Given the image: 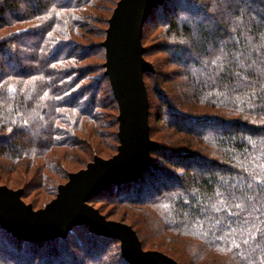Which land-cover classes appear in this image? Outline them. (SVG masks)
<instances>
[{
  "label": "trees",
  "instance_id": "16d2710c",
  "mask_svg": "<svg viewBox=\"0 0 264 264\" xmlns=\"http://www.w3.org/2000/svg\"><path fill=\"white\" fill-rule=\"evenodd\" d=\"M117 1L0 0V180L31 179L21 198L29 188L53 195L70 173L64 160L110 150L106 127H116L111 137L119 142L102 45ZM141 43L153 66L143 80L157 145L140 176L110 183L89 203L129 205L126 214L143 206V223L158 233L150 249L179 264H264V0H163L145 18ZM157 52L183 71L175 79L182 91L161 87H172V78L159 69ZM104 92L107 103L98 98ZM158 125L185 135V146L166 142ZM128 223L146 249L150 243ZM77 233L85 256L100 243L93 259L131 264L117 238L85 224L46 240L0 225V264H65L66 242ZM111 246L115 261L106 256Z\"/></svg>",
  "mask_w": 264,
  "mask_h": 264
},
{
  "label": "water",
  "instance_id": "95a60500",
  "mask_svg": "<svg viewBox=\"0 0 264 264\" xmlns=\"http://www.w3.org/2000/svg\"><path fill=\"white\" fill-rule=\"evenodd\" d=\"M163 0H118L108 19L104 73L118 105L117 152L94 156L85 168L68 173L65 183L44 207L34 209L21 198L22 189L0 184V225L26 240L64 236L74 225L117 238L123 257L131 264H179L158 250H145L131 225L106 219L88 200L110 183L141 175L149 153L157 145L149 136L148 98L143 80L152 64L143 57L141 32L152 7Z\"/></svg>",
  "mask_w": 264,
  "mask_h": 264
},
{
  "label": "rangeland",
  "instance_id": "374dc122",
  "mask_svg": "<svg viewBox=\"0 0 264 264\" xmlns=\"http://www.w3.org/2000/svg\"><path fill=\"white\" fill-rule=\"evenodd\" d=\"M107 14L108 13H106V15ZM111 14L112 13H110V16H111ZM94 24L95 25L99 24V26H100V23H94ZM107 26H106V28H107ZM155 56L160 57V59H163L162 66L160 65L159 69L162 71L168 72V74L170 75L169 78H172V84L170 82V84L168 85V86L172 85V87H170V88L165 87V84L163 85L162 81L160 82L161 87L164 88V90L165 89H167V90L173 89L175 91V93L182 91V87H180V84L178 83V86L175 84L176 83L175 79L178 80L182 76L183 71H181V69H177V66H174V65L171 66L170 64H168V60L166 59L167 55L164 52H162V53L157 52L154 55V57ZM164 63H165V65H163ZM171 69H173V70L171 71ZM149 96H150V99L152 101H155L156 99H158L157 92H155L151 89L149 90ZM98 98H99V100H101L102 103L103 102L107 103L108 98H107V95L105 94V92L103 93V95H100ZM156 110H157V107L153 106L152 112H155ZM105 119L106 118H104V120ZM155 123H156V121H153L152 124H155ZM155 129L159 130L158 135H160L164 140H165V138L167 139V140H165L166 142H169L172 145L185 146V144L183 143V138L185 135L174 133L173 131L169 130V128H167L165 125H158ZM105 130L107 133H109V137H105L104 142L106 143V145H112V148L110 147V150L108 149L109 150L108 151L105 147L106 152H101V154H94V156H99L102 158H109L117 152V146H118L119 142H117V140H115L111 137L112 131H115L116 127H106ZM103 150H104V148H103ZM81 156L84 157V158H82V159H84V161L81 159L77 163L74 162L75 165H74V163H70V162H67L66 160H64L65 161L64 164L67 165V167H69V170H68L69 172H75L79 169L85 168L86 164L88 162L92 161L93 157H94V156L88 157L87 155H85L83 153ZM19 177H22V176H20V174H14V176H12L13 179H11L10 182H6L5 184L8 185L9 187H11L12 189H17V188H21V186H23L24 184H27L29 181H31V179L27 180L26 177H23V180L19 179ZM67 179H68V176H67ZM67 179L57 180V183L55 186L56 187L55 192L53 195L51 193H49V191L47 190V187H44V188L40 187V188H36V189L29 188V189H26V191H25L26 196L24 198H22V200L26 203H30L34 209L42 208L52 198H54L56 196L58 185L65 183L67 181ZM0 181H1V184L4 183V181H2V180H0ZM95 200H99V198H97ZM88 203H89V201H88ZM89 204L92 205L94 208H97L98 211L102 215H104V214L109 215V217H106V219L116 220V221H123V219H124L125 221H123V222H125L127 224H129L128 222H131V221L134 222V224L136 225V226L135 225L134 226L139 230L142 238L147 240L150 243V245L148 247H146V249L145 248H143V249H145V250H158V251H161V252L167 254L166 252H164L163 250H160V249H150L151 243H154V241H152V240L153 239L157 240V238H154V237L158 233H155V231H153L150 220H146V224L143 223V220H142V219H144V217H143L144 213L142 211L144 209L143 206H140L142 210L139 209V211L135 212V211H133V209H131L132 212L129 210L128 214H126L125 211H123V210H127V207L129 208V205H125V204L119 205L117 202H110L109 203L108 200H106V199H104V201H103V199L101 201H96V202H94V204H91V203H89ZM83 239H84V236L82 234H79V233H77V235L75 237H73V236L69 237V240H67V242H66V248H65L67 251V254H66L67 258H66L65 264H75V262L73 261L74 256H75V258L79 264H91V263H94L96 261H99L98 264H104L106 262L105 256H104V258L101 257L102 258L101 260L93 259L94 253L98 252L97 250L100 248L101 244L96 243V246L91 249L92 253H90L89 256L88 255L85 256L82 247L77 244L78 243L77 240L83 241ZM88 242L90 243V241H88ZM166 246H168V249H170L171 246H174L176 248L177 246H179V244H176V242H167ZM87 247L91 248L89 246H87ZM152 247H155V246H152ZM117 251L118 250H116V247L111 246L107 249L106 256L107 255L111 256L112 260L115 261L117 259V256H116ZM167 255H169V254H167Z\"/></svg>",
  "mask_w": 264,
  "mask_h": 264
}]
</instances>
